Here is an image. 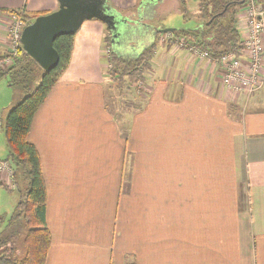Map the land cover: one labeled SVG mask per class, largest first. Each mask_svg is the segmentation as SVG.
<instances>
[{
    "label": "crops",
    "instance_id": "0c3cea01",
    "mask_svg": "<svg viewBox=\"0 0 264 264\" xmlns=\"http://www.w3.org/2000/svg\"><path fill=\"white\" fill-rule=\"evenodd\" d=\"M141 1L105 4L144 42H129L126 57L120 41L105 44L103 22L85 20L33 120L28 139L41 158L52 236L46 264H264V98L238 95L213 59L158 32L168 28L167 0ZM59 7L0 0L3 45L8 11ZM154 43L126 140L106 104L105 55L131 60Z\"/></svg>",
    "mask_w": 264,
    "mask_h": 264
},
{
    "label": "trees",
    "instance_id": "16d2710c",
    "mask_svg": "<svg viewBox=\"0 0 264 264\" xmlns=\"http://www.w3.org/2000/svg\"><path fill=\"white\" fill-rule=\"evenodd\" d=\"M177 1L179 12L187 18L188 0ZM251 4L264 8V0H196L194 17L202 20L203 23L197 25L195 29L183 27L172 34L164 35L169 36L168 42L179 44L182 48H196L200 53H207L211 59H217L229 53L238 54L243 49L240 16ZM8 12L21 19L26 26L40 16L51 14H28L25 11L16 10ZM110 37L111 35L105 39L106 45ZM74 38L75 34H69L56 39L54 48L59 54L60 61L58 66L49 73L39 74L40 66L21 49V45L12 59V65L0 71V78L10 76L12 85H19L29 93L10 110L6 119L0 124L8 147L6 161L12 167V181L16 184V191L20 195V201L10 219L2 230L0 229V264H46L47 262L52 241L46 220L47 186L39 152L29 142L28 137L36 114L70 65ZM156 52L157 44L154 43L141 55L131 60L110 55L107 61L111 65V68L107 70V76L112 83L110 88H114L118 95L122 94L126 88L137 90L139 94L141 92L139 85L145 83ZM142 106V103L139 104L135 108L137 111L132 115L139 112ZM132 107L133 105H127V108L133 109ZM110 114L127 140L131 121L122 128L119 119ZM17 177L20 179L18 180ZM19 181L22 188L18 184ZM3 221L0 215V226ZM10 230H17L15 234L24 233L22 253L15 249L14 240L8 239L12 236ZM5 232H7L6 235H10L7 239L3 237Z\"/></svg>",
    "mask_w": 264,
    "mask_h": 264
},
{
    "label": "rangeland",
    "instance_id": "374dc122",
    "mask_svg": "<svg viewBox=\"0 0 264 264\" xmlns=\"http://www.w3.org/2000/svg\"><path fill=\"white\" fill-rule=\"evenodd\" d=\"M145 1L147 2V0ZM167 3L170 4L172 8H170L169 11L164 13L163 18L160 19L161 22L160 21L159 22L161 24L167 25L168 28H172L176 30L183 28V27L188 28V29H195L197 25L203 23L202 20H198L196 17H194V14L196 13V0H188L189 8L187 12V18H185V16L182 13L175 11V9L179 7L177 0H167L166 4ZM138 5H141V3H138ZM243 22H244V26H243L244 31H246L247 23H248L247 19H246V22L245 21ZM11 26H13V24H11ZM137 31L139 33L138 29ZM3 37H5L4 45H3V40L0 39V62L5 61L6 66L4 68L0 67V71L1 70L4 71L12 64V59L16 56L17 50H20L19 46H17L16 44V38H15V35L13 34V29L12 31H6ZM131 39L132 40L123 39L120 42L123 47L122 48L123 55L126 57H130L133 54L131 50H128L130 48L129 42L131 41L136 42L137 39H140L141 44H142L144 42L143 41L144 35L142 34V32H140L137 37L131 38ZM106 47L107 49H109V46H106ZM21 49L23 48L21 47ZM136 51H134V53ZM105 57H107L106 59V65H107L108 56L105 55ZM7 60H9L11 64H9ZM105 70H108L107 67ZM42 72H44V70L40 67L39 74H41ZM106 76H107V71H106ZM263 76H262V79H264ZM109 83L112 84L110 80H109ZM139 86L141 87L142 85L140 84ZM139 89L142 91L141 88ZM254 93L256 95L259 94L260 97L264 98V81L260 89L256 90ZM28 95L29 93L24 91L21 86L12 85L10 83V76H4L3 78H0V124H2L1 121L6 119L10 110L14 106H16L18 103H20ZM243 96L249 97L250 94H244ZM141 102H142V98L141 96H139L137 90L133 91L132 89L129 90L126 88L123 90L122 94L118 95V92L114 90V88L111 89L109 87V89H107V95H106L107 108L110 113H112L114 116H116L119 119L120 121L119 123L122 128H124L125 125L130 123L131 119L134 116L132 114L137 111L135 108L139 104H141ZM259 102L261 103V107L264 108V101H259ZM127 105H130V106L133 105L132 107L133 109L127 108ZM7 158H8V147L6 144L4 133L1 130V125H0V163H4V164L9 163L8 161H6ZM8 165L10 166V163ZM11 171H12V167H11ZM11 171L8 172L6 169L5 171L0 172V215L4 219L3 223L0 226L1 230L7 224L8 220L10 219V216L13 213V210L16 208L17 203L20 201L19 192L16 191L17 186L12 181V176L9 177V174H11ZM17 179L19 180L20 177H17ZM18 184L22 188L20 181ZM10 231H11V234L10 232L9 234L12 235L10 238L7 237V236H10V235H6L7 232L4 233L3 237H5L6 239L8 238L10 240H14V245L16 247L15 249H17L18 252L22 253V248H23L22 243L25 238L24 233L18 232V234H15L17 230L16 231L10 230Z\"/></svg>",
    "mask_w": 264,
    "mask_h": 264
},
{
    "label": "water",
    "instance_id": "95a60500",
    "mask_svg": "<svg viewBox=\"0 0 264 264\" xmlns=\"http://www.w3.org/2000/svg\"><path fill=\"white\" fill-rule=\"evenodd\" d=\"M59 10L38 17L27 25L21 34V44L45 73L53 71L60 57L54 48V42L61 36L76 34L85 20L98 19L103 22L111 34L113 42L135 38L138 31L129 26L114 10L108 8L105 0H59ZM136 23H139L137 21ZM176 29H158L163 34H172ZM130 37V38H128Z\"/></svg>",
    "mask_w": 264,
    "mask_h": 264
},
{
    "label": "built area",
    "instance_id": "2783aa9c",
    "mask_svg": "<svg viewBox=\"0 0 264 264\" xmlns=\"http://www.w3.org/2000/svg\"><path fill=\"white\" fill-rule=\"evenodd\" d=\"M245 14L248 23L246 31L243 32V49L238 54L229 53L223 57L213 59L223 70V85L231 88L240 96L244 94H253L256 90L260 89L264 81V79H262L264 75V8L256 4H251ZM12 19L13 26H11L8 31H12L13 29L16 44L20 48V45L22 46L20 41L21 34L26 25L15 15H12ZM194 51L195 53H199L202 58H210L207 53H200L197 49ZM7 62L11 64L9 60H7ZM5 64V61H1L0 67L4 68L6 66ZM110 68L111 65L107 64V69ZM8 164L9 163H0V172L6 169L8 172L11 171V167ZM10 176H12V171L11 174H9V177Z\"/></svg>",
    "mask_w": 264,
    "mask_h": 264
}]
</instances>
